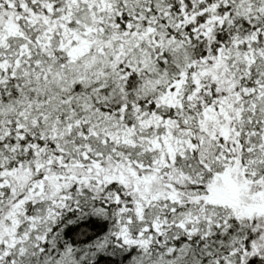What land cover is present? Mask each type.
Masks as SVG:
<instances>
[{
  "label": "snow or ice",
  "instance_id": "obj_1",
  "mask_svg": "<svg viewBox=\"0 0 264 264\" xmlns=\"http://www.w3.org/2000/svg\"><path fill=\"white\" fill-rule=\"evenodd\" d=\"M0 264H264V0H0Z\"/></svg>",
  "mask_w": 264,
  "mask_h": 264
}]
</instances>
